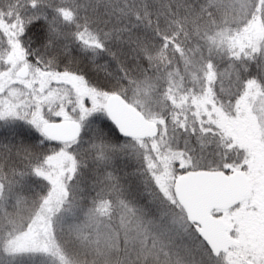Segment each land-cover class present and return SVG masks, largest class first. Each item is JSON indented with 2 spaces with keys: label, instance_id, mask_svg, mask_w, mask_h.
<instances>
[{
  "label": "snow or ice",
  "instance_id": "6c2138e0",
  "mask_svg": "<svg viewBox=\"0 0 264 264\" xmlns=\"http://www.w3.org/2000/svg\"><path fill=\"white\" fill-rule=\"evenodd\" d=\"M0 264H264V0H0Z\"/></svg>",
  "mask_w": 264,
  "mask_h": 264
}]
</instances>
